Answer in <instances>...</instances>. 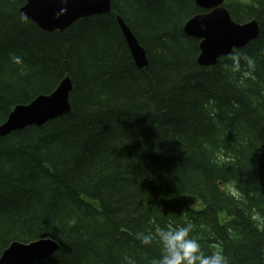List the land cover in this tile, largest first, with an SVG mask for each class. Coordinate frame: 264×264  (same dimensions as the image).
Returning a JSON list of instances; mask_svg holds the SVG:
<instances>
[{"label":"trees","instance_id":"16d2710c","mask_svg":"<svg viewBox=\"0 0 264 264\" xmlns=\"http://www.w3.org/2000/svg\"><path fill=\"white\" fill-rule=\"evenodd\" d=\"M26 2L0 0V127L67 77L72 111L0 136V257L50 238L58 250L29 264H152L158 240L137 233L191 222L206 254L264 264V0L225 3L260 27L233 50L240 73L224 71L227 56L198 64L200 40L183 30L206 13L195 0H112L113 13L55 32L23 18Z\"/></svg>","mask_w":264,"mask_h":264},{"label":"water","instance_id":"95a60500","mask_svg":"<svg viewBox=\"0 0 264 264\" xmlns=\"http://www.w3.org/2000/svg\"><path fill=\"white\" fill-rule=\"evenodd\" d=\"M198 8L207 11L190 19L184 25L187 36L200 40V66H214L219 59L243 48L256 39L260 32L257 21L245 24L233 21L225 7L226 0H195ZM112 12V0H27L20 14L47 32L64 31L77 21L95 15ZM113 13V12H112ZM124 39L131 56L140 69L148 66L145 48L118 16ZM73 84L65 78L50 95H42L30 104L17 106L7 121L0 127V136L30 126L42 127L48 122L71 113L70 94ZM58 243L44 238L31 244L12 243L1 255L0 264H29L49 258L58 250Z\"/></svg>","mask_w":264,"mask_h":264},{"label":"clouds","instance_id":"9594fccd","mask_svg":"<svg viewBox=\"0 0 264 264\" xmlns=\"http://www.w3.org/2000/svg\"><path fill=\"white\" fill-rule=\"evenodd\" d=\"M247 68L254 72L256 69L255 61L251 58H245ZM242 56L238 52H232L227 55V61L222 64V68L226 72L240 73ZM13 62L22 64V60L18 56L13 57ZM194 225L188 222L175 227H159L155 233L148 234L137 233V239L144 245H150L156 238L161 247V256L154 260L152 264H229L228 257L222 250L217 249L208 255L203 250L198 239L191 235ZM128 264H134L130 258H125Z\"/></svg>","mask_w":264,"mask_h":264},{"label":"rangeland","instance_id":"374dc122","mask_svg":"<svg viewBox=\"0 0 264 264\" xmlns=\"http://www.w3.org/2000/svg\"><path fill=\"white\" fill-rule=\"evenodd\" d=\"M233 1L240 2V3H243V4H246V3L249 2V0H233Z\"/></svg>","mask_w":264,"mask_h":264},{"label":"bare ground","instance_id":"6f19581e","mask_svg":"<svg viewBox=\"0 0 264 264\" xmlns=\"http://www.w3.org/2000/svg\"><path fill=\"white\" fill-rule=\"evenodd\" d=\"M249 43H250V42H249ZM249 43H248V44H249ZM248 44H247V45H248ZM245 46H246V45H245ZM245 46H244V47H245Z\"/></svg>","mask_w":264,"mask_h":264},{"label":"flooded vegetation","instance_id":"af4514ba","mask_svg":"<svg viewBox=\"0 0 264 264\" xmlns=\"http://www.w3.org/2000/svg\"><path fill=\"white\" fill-rule=\"evenodd\" d=\"M207 12V11H206Z\"/></svg>","mask_w":264,"mask_h":264}]
</instances>
